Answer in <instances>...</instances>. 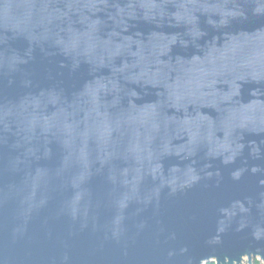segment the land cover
I'll list each match as a JSON object with an SVG mask.
<instances>
[{"label":"water","instance_id":"95a60500","mask_svg":"<svg viewBox=\"0 0 264 264\" xmlns=\"http://www.w3.org/2000/svg\"><path fill=\"white\" fill-rule=\"evenodd\" d=\"M264 264V0H0V264Z\"/></svg>","mask_w":264,"mask_h":264},{"label":"trees","instance_id":"16d2710c","mask_svg":"<svg viewBox=\"0 0 264 264\" xmlns=\"http://www.w3.org/2000/svg\"><path fill=\"white\" fill-rule=\"evenodd\" d=\"M207 264H215L214 262L211 263H207ZM253 264H262L261 261H259L258 259L253 260Z\"/></svg>","mask_w":264,"mask_h":264},{"label":"bare ground","instance_id":"6f19581e","mask_svg":"<svg viewBox=\"0 0 264 264\" xmlns=\"http://www.w3.org/2000/svg\"><path fill=\"white\" fill-rule=\"evenodd\" d=\"M246 262V258H243V260H242V264H244Z\"/></svg>","mask_w":264,"mask_h":264},{"label":"rangeland","instance_id":"374dc122","mask_svg":"<svg viewBox=\"0 0 264 264\" xmlns=\"http://www.w3.org/2000/svg\"><path fill=\"white\" fill-rule=\"evenodd\" d=\"M255 259H257V258H254L253 260H255ZM253 260H252V262H253ZM244 264H247V262H245Z\"/></svg>","mask_w":264,"mask_h":264}]
</instances>
